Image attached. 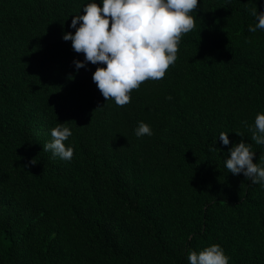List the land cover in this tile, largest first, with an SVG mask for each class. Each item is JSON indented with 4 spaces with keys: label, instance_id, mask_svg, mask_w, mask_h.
I'll return each mask as SVG.
<instances>
[{
    "label": "trees",
    "instance_id": "16d2710c",
    "mask_svg": "<svg viewBox=\"0 0 264 264\" xmlns=\"http://www.w3.org/2000/svg\"><path fill=\"white\" fill-rule=\"evenodd\" d=\"M88 2L0 0V264H189L211 244L264 264V186L225 168L241 139L264 166L244 124L264 113V0H200L174 65L123 107L63 39ZM58 123L71 160L43 148Z\"/></svg>",
    "mask_w": 264,
    "mask_h": 264
},
{
    "label": "clouds",
    "instance_id": "9594fccd",
    "mask_svg": "<svg viewBox=\"0 0 264 264\" xmlns=\"http://www.w3.org/2000/svg\"><path fill=\"white\" fill-rule=\"evenodd\" d=\"M200 7V0H94L86 3L83 14L73 15L70 27L75 32L63 34L65 41H71L72 49L83 54L84 60H74L77 69L86 63L97 66L92 80L105 101L113 100L118 107L131 103V94L149 81L163 79L170 66L174 65L179 52L181 38L195 27L191 15ZM256 18L250 32L264 30V11L251 9ZM79 25V26H77ZM166 99H172L171 96ZM251 140L264 145V113H257ZM153 134L143 121L135 129L141 137ZM241 136L240 133H236ZM72 135L71 129L63 123L51 129V141L44 144L45 151L53 157L71 160L74 149L65 141ZM219 139L224 145L230 143L227 133L221 132ZM215 151V148H210ZM254 151L243 139L229 149L225 168L233 175L243 174L253 184L264 186V166L253 162ZM264 160V158H262ZM31 164L36 160L32 159ZM189 264H229V257L219 244H211L197 251H189Z\"/></svg>",
    "mask_w": 264,
    "mask_h": 264
}]
</instances>
